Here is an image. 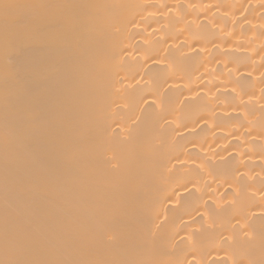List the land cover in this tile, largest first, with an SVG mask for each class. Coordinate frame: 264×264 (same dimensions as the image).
Wrapping results in <instances>:
<instances>
[{"label":"bare ground","instance_id":"6f19581e","mask_svg":"<svg viewBox=\"0 0 264 264\" xmlns=\"http://www.w3.org/2000/svg\"><path fill=\"white\" fill-rule=\"evenodd\" d=\"M0 264H264V0H0Z\"/></svg>","mask_w":264,"mask_h":264},{"label":"snow or ice","instance_id":"6c2138e0","mask_svg":"<svg viewBox=\"0 0 264 264\" xmlns=\"http://www.w3.org/2000/svg\"><path fill=\"white\" fill-rule=\"evenodd\" d=\"M5 7L7 8V7H8V5H5Z\"/></svg>","mask_w":264,"mask_h":264}]
</instances>
